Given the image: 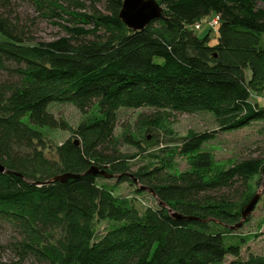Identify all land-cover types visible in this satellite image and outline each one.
<instances>
[{"label":"trees","instance_id":"1","mask_svg":"<svg viewBox=\"0 0 264 264\" xmlns=\"http://www.w3.org/2000/svg\"><path fill=\"white\" fill-rule=\"evenodd\" d=\"M0 0V219L18 236L12 248L20 261L46 264H264V254L242 257L249 237L231 226L252 199L251 180L264 158L226 166L204 145L219 130L264 121V7L257 0H160L163 14L134 31L119 16L123 0H106L105 11L80 0H33L44 17H58L64 36L36 42L2 11ZM6 7V6H5ZM220 18L218 42L194 25ZM251 71L248 77L246 71ZM9 71L11 80L3 79ZM53 103H71L83 113L80 143L69 139L48 157L36 141L42 128H56ZM153 107L179 113L210 111L218 130L190 131L177 147L144 151L129 174V156L108 151L121 108ZM148 118L147 125H157ZM130 143L137 144L131 138ZM42 144V141L40 142ZM139 144V143H138ZM23 148L29 154L21 152ZM187 160L175 171L172 159ZM97 165L117 178L98 182L87 171ZM78 174L65 183L52 181ZM114 178V177H113ZM131 182L147 186L158 206L140 209L135 197L116 194ZM229 193L212 196L213 192ZM149 192V191H147ZM231 192V193H230ZM150 193V192H149ZM175 214L197 216L186 220ZM99 222L108 226L98 234ZM61 231L60 237L54 235ZM234 240L227 243L226 237Z\"/></svg>","mask_w":264,"mask_h":264},{"label":"rangeland","instance_id":"2","mask_svg":"<svg viewBox=\"0 0 264 264\" xmlns=\"http://www.w3.org/2000/svg\"><path fill=\"white\" fill-rule=\"evenodd\" d=\"M85 2L88 7L92 8V0H80ZM159 4L165 8L160 0ZM259 5L264 7V0H257ZM2 5V11L12 15L14 23L24 30L26 34L35 38L36 42L53 40L59 36H64L66 30L63 26L69 25L66 21L68 16L64 15V20L58 17H44L41 11L37 10L33 0H5ZM96 8L105 11L106 0H94ZM6 6V7H5ZM216 14L208 15L204 18V25L197 30L201 35L209 32L210 44L218 42V26L213 24V19L217 18ZM63 25V26H62ZM247 76H251V71H246ZM3 79L11 80L12 74L9 71L3 73ZM254 94V102L259 101L264 105V95L257 98ZM259 96V95H258ZM257 100V101H256ZM49 111L59 120V126L56 128H42L41 140L36 141L37 147L48 156L57 159L58 148L67 140L72 139L80 143V137L77 134L78 127L87 122L88 119L97 112L92 109L88 113H83L71 103H53L49 106ZM148 118H158L157 125H147ZM218 130V124L214 115L210 111H201L196 113H179L166 110H158L153 107H142L139 109L121 108L118 111V124L115 129V141L112 148L108 151L121 152L129 156L128 163L131 164L130 172L134 174L141 161V151H155L163 148L177 147L182 144L190 131L205 132ZM134 140L137 144L130 143L128 139ZM139 143V144H138ZM205 149L213 152L216 160L226 166H231L237 162H243L254 158H264V121H255L250 125L237 129L224 131L219 130L214 139L204 145ZM24 154L31 151L23 148ZM175 171H182L188 168L185 158L177 155L172 159ZM263 175L256 176L251 180L254 196L261 193V198L256 205L255 210L251 213L244 225L236 229L238 237H249V242L243 247L242 257L247 258L250 253L264 254V187ZM98 182H107L115 184L117 178L102 179ZM131 182H123L117 186L116 194L121 196L135 197L138 208L143 209L145 206H158L155 196L149 192L137 194L136 187ZM229 193L226 190L213 192L212 196ZM231 193V192H230ZM107 222H99L97 225L98 234H102L107 228ZM61 231H55L54 235L60 237ZM18 236L16 229L8 222L0 219V264H46L42 262H33L30 259L20 261L16 252L12 248V242ZM225 238L229 243L234 239L229 236ZM232 259L227 257L226 264Z\"/></svg>","mask_w":264,"mask_h":264},{"label":"water","instance_id":"3","mask_svg":"<svg viewBox=\"0 0 264 264\" xmlns=\"http://www.w3.org/2000/svg\"><path fill=\"white\" fill-rule=\"evenodd\" d=\"M163 7L159 4L157 0H123L122 8L120 10L119 16L122 21L126 24V26L134 31L143 30L148 24L151 23L156 18H159L163 14ZM77 144L78 141H76ZM5 171V166L0 165V172ZM88 174L97 176L101 175L107 178H113L115 175L109 173L106 168H100L97 165H93L88 171ZM131 178H133L135 183H138V179L135 177L133 173L129 174ZM262 175L264 178V167L262 169ZM79 175L75 173H64L61 175L55 176L52 181H59L61 183H65L70 178H78ZM264 187V181H263ZM141 189L143 191H149L152 194H155L154 189L148 188L147 186H142ZM261 198V193L255 194L252 199L245 205L242 210V220L236 224L231 226L232 230L239 229L251 215V213L255 210L257 203ZM175 217L179 219L186 220H200L197 216H186L181 214H175Z\"/></svg>","mask_w":264,"mask_h":264},{"label":"built area","instance_id":"4","mask_svg":"<svg viewBox=\"0 0 264 264\" xmlns=\"http://www.w3.org/2000/svg\"><path fill=\"white\" fill-rule=\"evenodd\" d=\"M218 16V15H217ZM205 18V17H204ZM204 18L203 19H201L199 22H197L195 25H194V28L196 29V30H199L204 24V21H206V20H204ZM220 23V18H219V16L217 17V18H215V19H213V24H219Z\"/></svg>","mask_w":264,"mask_h":264},{"label":"crops","instance_id":"5","mask_svg":"<svg viewBox=\"0 0 264 264\" xmlns=\"http://www.w3.org/2000/svg\"><path fill=\"white\" fill-rule=\"evenodd\" d=\"M263 95H264V92H263L261 95H259V96L257 95V96H256V99H257V98H261V97H263ZM252 100L255 101V99H254V95L252 96ZM256 101H257V100H256ZM257 102H258L260 105H262L259 101H257ZM262 106H264V105H262Z\"/></svg>","mask_w":264,"mask_h":264}]
</instances>
